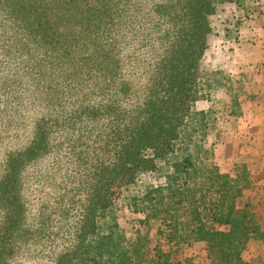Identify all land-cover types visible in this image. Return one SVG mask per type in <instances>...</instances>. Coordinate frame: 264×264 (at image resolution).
Returning <instances> with one entry per match:
<instances>
[{"label": "trees", "instance_id": "16d2710c", "mask_svg": "<svg viewBox=\"0 0 264 264\" xmlns=\"http://www.w3.org/2000/svg\"><path fill=\"white\" fill-rule=\"evenodd\" d=\"M246 1L0 0V264L33 246L45 264H194L172 260V246L189 242L210 264H250L242 255L264 243V218L243 201L255 188L246 166L221 173L206 157L198 167L182 137L209 18L229 4L244 17L225 27L240 28L257 8ZM160 166L141 222L162 213L168 251L138 230L127 237L114 217L102 223L124 188Z\"/></svg>", "mask_w": 264, "mask_h": 264}, {"label": "rangeland", "instance_id": "374dc122", "mask_svg": "<svg viewBox=\"0 0 264 264\" xmlns=\"http://www.w3.org/2000/svg\"><path fill=\"white\" fill-rule=\"evenodd\" d=\"M246 5L257 8L251 14L254 17L245 21L240 28H234L232 23L229 28L225 27L230 21L244 17L237 11L234 13L233 6L229 4L218 5L215 14L209 18L212 34L209 48L200 62L196 82L197 101L193 104L182 137L186 141L190 140V153L197 157L198 167L201 166L198 160L204 161L206 157L204 163H213L221 173L231 174L237 165L244 164L255 188L247 193L243 201H253L259 215L264 218V0H247ZM201 113L205 114L206 138L205 130L202 131L205 123ZM210 147L213 149L212 155L208 152ZM5 149L6 146L0 145V161ZM166 172L165 167L160 166L157 172L140 175L134 185L121 191L102 223L114 217L127 237L133 236L138 230L147 234L150 249L168 251L165 239L157 233L158 227L163 231L168 228L163 226L162 213L160 218L156 213L153 219L143 224L141 221H144L147 210H143L140 200L147 189H155L164 183ZM31 196L32 212L28 222L36 229L39 211L36 198H39V193L35 192ZM159 197H153V203ZM158 208L172 214L168 206L158 205ZM47 237L48 229L46 243L49 242ZM178 244L170 248L174 262L191 257L194 264H210L203 244ZM38 251L39 248L34 246L33 251L32 248H25V252H16L10 262L45 264L46 254ZM242 256L250 264H264V243L252 240Z\"/></svg>", "mask_w": 264, "mask_h": 264}, {"label": "crops", "instance_id": "0c3cea01", "mask_svg": "<svg viewBox=\"0 0 264 264\" xmlns=\"http://www.w3.org/2000/svg\"><path fill=\"white\" fill-rule=\"evenodd\" d=\"M263 113V112H262Z\"/></svg>", "mask_w": 264, "mask_h": 264}]
</instances>
